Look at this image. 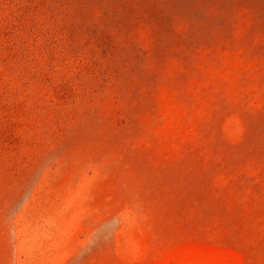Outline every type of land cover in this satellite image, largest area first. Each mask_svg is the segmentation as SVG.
Returning a JSON list of instances; mask_svg holds the SVG:
<instances>
[{"label": "rangeland", "instance_id": "374dc122", "mask_svg": "<svg viewBox=\"0 0 264 264\" xmlns=\"http://www.w3.org/2000/svg\"><path fill=\"white\" fill-rule=\"evenodd\" d=\"M0 264H264V0H0Z\"/></svg>", "mask_w": 264, "mask_h": 264}]
</instances>
